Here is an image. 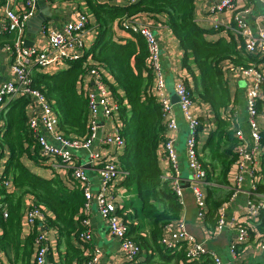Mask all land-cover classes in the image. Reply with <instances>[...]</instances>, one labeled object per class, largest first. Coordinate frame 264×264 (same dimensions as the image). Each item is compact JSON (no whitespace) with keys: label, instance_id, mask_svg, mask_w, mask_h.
Segmentation results:
<instances>
[{"label":"trees","instance_id":"1","mask_svg":"<svg viewBox=\"0 0 264 264\" xmlns=\"http://www.w3.org/2000/svg\"><path fill=\"white\" fill-rule=\"evenodd\" d=\"M84 1L93 20V25L88 24V28L93 27L96 34L88 54L112 77L114 85H110V89L118 102L119 135L124 146L116 164L126 175L124 187L135 186L140 215L150 224L148 238L135 225L129 224L128 236L140 245L142 252L127 264H213L209 254L196 262H188L184 253L185 242L178 243L173 249L162 244L164 229L180 220L182 205L168 182L164 181L160 167V149L166 141L167 131L154 93L147 49L143 39L124 30L122 23L140 14L166 18V25L183 52L181 68L189 75L183 83L192 100L207 104L214 117L215 129L209 134L199 161L206 173V181L226 190L238 146L233 121L234 101L228 90L226 69L228 66L247 68L259 63L264 66V57L246 53L242 39L237 35L207 40L214 31L204 30L196 24L194 0H138L124 6H114L109 0ZM114 24L129 33L131 38H117ZM84 58L68 62L66 70L54 74L44 73L36 66L29 74V87L43 95L57 117L59 133L70 140L83 139L88 134L87 101L84 93L77 89L85 73ZM117 89L123 92V98L118 97ZM28 106L29 99L21 96L0 110V152L8 151L0 180H9L12 186L11 190L0 187V250L9 264H31L35 233L26 237L22 235L25 202L30 199L35 207L49 214L46 223L56 232L59 264H87L90 249L88 243L80 239V235L87 231L82 224L84 197L81 189L70 177L62 179L54 175L45 179L25 165V160L42 163L39 147L27 126ZM262 108L264 99L258 104V109ZM261 137L264 148V132ZM260 183L257 193L264 195ZM217 190L209 188L207 195L208 216L212 224L217 208L232 194L228 190L222 198ZM257 229L264 233L262 225Z\"/></svg>","mask_w":264,"mask_h":264},{"label":"built area","instance_id":"2","mask_svg":"<svg viewBox=\"0 0 264 264\" xmlns=\"http://www.w3.org/2000/svg\"><path fill=\"white\" fill-rule=\"evenodd\" d=\"M261 1L264 3V0ZM130 2L135 3L136 0H130ZM25 3L28 8L33 6V0H26ZM233 8L232 0H221L214 6L213 12L220 14L234 10ZM32 16L33 13L31 11L21 16H17L11 11L6 12V31L11 33L22 30ZM131 20L126 19L123 21V29L137 34L145 43L148 53L147 64L154 77V93L160 104L167 131L166 141L161 147L160 162H167L170 174L169 187L180 200L182 184L177 167L178 160L173 137L178 127L172 117L174 105L165 94L166 81L161 66L160 48L156 37L149 28L134 23ZM233 22L235 34L242 39L245 52L253 56L259 55L261 56L260 58H263L264 31L253 32L239 16H234ZM88 24V15L77 13L74 19L67 23L62 30L47 33V44L40 49L23 48L19 43L8 47L7 50L11 54L12 59L11 70L16 77V82H6L0 86V110L6 103L17 100L21 96L29 99L27 126L31 137L39 147L40 155L43 158L54 159L68 167L71 170L69 177L82 191L84 197V205L81 210V214L84 217L82 224L87 228V231L80 235L81 241L89 244L92 239L89 231L88 213L90 212L91 205L94 204L96 211L106 222L108 232L118 241L120 249L126 258V263H129L142 252L140 245L128 236L129 224L135 225V223L124 220L123 216H126L125 214L121 216L117 213L108 193L110 184L122 171L118 168L117 164L104 161L101 153L92 151V146L96 142L102 145L124 146V141L120 137L119 131L101 138L97 133L99 120L109 119L118 112V105L112 98L111 92L104 81L102 69L92 60L86 62L84 64L85 73L91 76L92 86L81 87L82 77L77 84V89L85 95L88 110V134L83 139L70 140L64 138L58 131V120L51 106L39 91L29 87L30 66H36L46 73H49L51 70L61 71L65 69L68 62L79 57V51L84 47L83 37ZM215 28H217V25ZM226 72L238 74L249 79L246 88L245 111L249 137L253 144V149L249 153L243 144L244 137L242 131L240 129L235 130L238 146L236 149L237 159L229 171L231 177L229 187L232 192L230 198L233 199L242 191L241 186L244 184L246 178H249L251 181V191L248 193L245 203V213L241 217L231 220L230 223H226L227 221L225 220L227 203L221 204L216 213L217 230L230 227L236 231L237 238L229 248L230 253L234 254L238 246L249 241L250 234L252 233L259 240L258 247L264 249V236L257 231L261 212L264 211V196L257 193V185L261 177L258 167L254 169L247 165V161L255 153L261 152L263 154L264 152L261 144L262 132L257 123L259 114L258 104L261 100V90L264 83V69L258 65H251L247 68L228 66ZM174 92L178 98L177 108L189 131V138L186 141V159L191 172L189 188L195 198L198 217L202 219L206 213L205 196L196 187V183L206 182V173L199 161V152L196 145V134L200 124L198 119L192 114L191 107L193 100L186 85L181 81L177 82L174 85ZM47 136L51 140H48ZM77 150L86 151L88 155L87 164L96 169L101 183V189L98 192H93L86 171L75 164L73 152ZM0 187H5L8 190L12 189L11 182L5 179L0 180ZM47 216L45 210L35 207L30 199L26 200L22 228L23 225H26L31 228L30 234L35 233L33 243L34 254L31 264H46L49 253V245L46 238L48 231ZM3 217H6V213H3ZM174 223L167 225L164 231L166 229L170 231ZM177 226V231L171 234L170 239L162 238V244L166 248L173 249L178 243L185 242L186 248L184 253L188 262H196L203 255L207 254L195 242L194 238L186 233L181 223L177 222ZM100 255L99 250L95 249L90 255V260L87 264H99ZM0 256H2L1 250ZM211 258L213 264H224L214 255H211Z\"/></svg>","mask_w":264,"mask_h":264},{"label":"crops","instance_id":"3","mask_svg":"<svg viewBox=\"0 0 264 264\" xmlns=\"http://www.w3.org/2000/svg\"><path fill=\"white\" fill-rule=\"evenodd\" d=\"M137 1L138 0H136V2ZM220 1L221 0H194V19L196 24L204 30L214 31L211 35L207 36V40L215 41L219 38L228 39L229 35H236L233 22L234 16H239L253 32L264 31V3L261 0H232L234 10L215 14L213 8ZM25 2L26 0H0V86L6 82H16V77L11 70L12 59L11 54L7 50L8 47H12L19 43L23 48L40 49L47 44V33L62 30L67 23L74 19L77 13L87 14L89 24L93 25V20L87 11L84 0H33V6L31 8H28ZM109 3L114 6H124L132 2H130V0H109ZM8 11L15 13L17 16H21L22 14L31 11L33 16L25 24V27L22 28V30L9 33L5 29L7 21L6 12ZM131 19L132 22L149 28L156 37L160 48L161 66L166 81L165 94L173 104V95L175 94L174 85L179 81L183 82V79H189V75L181 68L183 52L180 45L167 27L166 18L164 16L153 17L140 14ZM216 25L217 28H215ZM114 32L117 38L124 40L131 38L129 33L121 30L116 24H114ZM95 36L96 34L93 27H87L83 37L84 47L79 51L80 59H83L85 56L84 64L92 60L88 52L95 41ZM67 65L64 70L67 69ZM258 66L264 69L263 63H259ZM33 67L34 66H30V71ZM58 71L51 70L48 74H54ZM101 71L104 74V81L111 92L112 98L118 104L116 97L110 89V85H114L112 77L106 72V70L102 69ZM225 77L228 90L234 101L235 112L233 115V121L235 123V129H240L242 131L244 137L243 144L250 153L253 149V144L249 137L245 111L246 88L249 79L238 74L230 73H226ZM82 78L83 81L80 84L81 87L92 86V79L89 74L84 73ZM189 84H191L190 81ZM116 92L118 97L123 98V92L120 89H117ZM263 99L264 83L261 90V100ZM176 104L177 103L173 104L172 117L176 121L178 128L175 134H173V137L175 140L174 146L178 160L177 167L182 184V193L180 197L182 213L180 220L177 222L184 226L186 233L192 236L195 242L202 247L207 254L218 257L224 264H264V249L258 247L257 244L259 240L254 233L250 234V239L247 243L238 246L234 254H231L229 248L237 238L236 231L230 227H224L222 230H217L216 219L214 220V224L210 221L207 203L208 189H218L217 191L219 192V195L223 198L225 193L230 190V187L226 190L225 187L221 188L216 186V184L208 183L207 181L204 183H196V187L203 192L206 202V213L204 217L202 219L198 217L195 198L189 188L191 172L188 168L186 159V141L189 138V131L187 125L181 118ZM191 111L200 124L196 134V145L200 156L202 155L201 151L209 134L215 129L214 117L210 107L198 100H193ZM257 123L263 133L264 108L259 110ZM120 128L121 122L117 112V114L109 119L99 120L97 133L101 138L114 134L116 131H119ZM46 138L51 140L49 136ZM92 151L101 153L104 161L116 164L118 157L123 152V147L102 145L96 142L95 145L92 146ZM161 151L162 150L160 149V152ZM39 156L42 163L25 160V165L31 172L45 179H50L54 175H57L62 179L69 178L71 170L68 167L54 159L43 158L40 155V151ZM73 156L75 164L86 171L93 192H98L101 189L100 179L96 169L87 164V152L77 150L73 152ZM7 157L8 151L6 149L1 150L0 172L2 173L0 178L3 177L6 165L2 164V160ZM263 162L264 155L261 152H257L247 161V165L254 169L258 167L261 177L260 184L264 192ZM160 167L164 181L169 182L170 174L168 172L167 162H160ZM124 180L125 173H119L108 188L109 196L113 201L117 213L121 216L125 214L126 216H123L124 219L128 222L132 221L135 223V226L140 229L141 233L148 238L150 224L140 215V202L137 199L136 188L135 186L129 188L124 187ZM230 180V173H228V184H230ZM241 188L242 191L233 199L230 198L231 196H228V199L223 200L221 203H227L225 213L226 223H230L231 220L241 217L245 213V203L248 198V193L251 191V181L249 178H246ZM47 215L49 214L47 213ZM177 222L172 225L170 231L167 229L164 231V238L170 239L171 234L177 231ZM88 224L92 239L88 244L90 251L87 255L90 256L96 249L99 250L101 254L99 264H127L118 241L108 232L107 224L96 211L94 204L91 205L90 212L88 213ZM258 225H262L264 228V211L261 212ZM257 231L264 236V233L259 232L258 229ZM30 233L31 228L23 225L22 235L26 237L29 236ZM46 238L49 245L46 264H59V257L56 251L55 230L48 227ZM142 258L143 257H140L139 260H142ZM0 264H9L3 254L0 256Z\"/></svg>","mask_w":264,"mask_h":264},{"label":"water","instance_id":"4","mask_svg":"<svg viewBox=\"0 0 264 264\" xmlns=\"http://www.w3.org/2000/svg\"><path fill=\"white\" fill-rule=\"evenodd\" d=\"M173 97H174L173 104H174V103H177V102H178V98H177V96L174 94Z\"/></svg>","mask_w":264,"mask_h":264},{"label":"rangeland","instance_id":"5","mask_svg":"<svg viewBox=\"0 0 264 264\" xmlns=\"http://www.w3.org/2000/svg\"><path fill=\"white\" fill-rule=\"evenodd\" d=\"M6 161H7V158L3 159V160H2V164H5ZM1 173H2V172H0V175H1Z\"/></svg>","mask_w":264,"mask_h":264}]
</instances>
